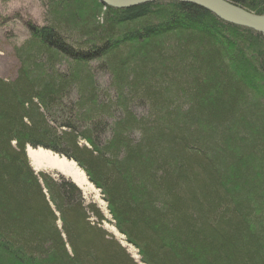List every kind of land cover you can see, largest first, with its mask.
<instances>
[{
	"label": "trees",
	"instance_id": "obj_1",
	"mask_svg": "<svg viewBox=\"0 0 264 264\" xmlns=\"http://www.w3.org/2000/svg\"><path fill=\"white\" fill-rule=\"evenodd\" d=\"M43 15L0 78V264H264V34L180 1ZM28 146L77 162L139 260Z\"/></svg>",
	"mask_w": 264,
	"mask_h": 264
},
{
	"label": "rangeland",
	"instance_id": "obj_2",
	"mask_svg": "<svg viewBox=\"0 0 264 264\" xmlns=\"http://www.w3.org/2000/svg\"><path fill=\"white\" fill-rule=\"evenodd\" d=\"M46 1L47 0H0V78L10 79L16 76L19 61L14 54V47L21 44L28 36L29 32L26 26L28 20L31 19L36 23L43 22L44 2ZM29 147L30 146H28L26 150L28 158ZM32 167L36 171L50 172L54 176H58V174L66 176L56 169H37L34 165H32ZM99 193L101 198L100 201H97L92 196L87 197L84 195V197L88 203L95 202L105 214L106 220L102 224L103 228L119 239L132 256L136 260H139L140 255L138 249L132 244H129L125 240V236L118 231L109 213L107 203L103 198L101 190Z\"/></svg>",
	"mask_w": 264,
	"mask_h": 264
},
{
	"label": "water",
	"instance_id": "obj_3",
	"mask_svg": "<svg viewBox=\"0 0 264 264\" xmlns=\"http://www.w3.org/2000/svg\"><path fill=\"white\" fill-rule=\"evenodd\" d=\"M116 8H127L153 1H180L193 3L232 24L248 27L264 34V14H257L228 0H100ZM31 147V146H30Z\"/></svg>",
	"mask_w": 264,
	"mask_h": 264
},
{
	"label": "bare ground",
	"instance_id": "obj_4",
	"mask_svg": "<svg viewBox=\"0 0 264 264\" xmlns=\"http://www.w3.org/2000/svg\"><path fill=\"white\" fill-rule=\"evenodd\" d=\"M32 165L37 169H56L72 179L83 194L100 201V190L89 180L85 171L73 159L54 153L44 148H28Z\"/></svg>",
	"mask_w": 264,
	"mask_h": 264
}]
</instances>
